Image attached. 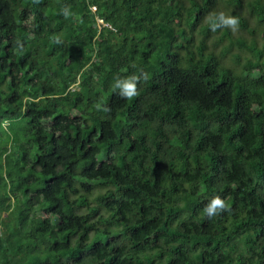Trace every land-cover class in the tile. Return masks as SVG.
Masks as SVG:
<instances>
[{
    "label": "trees",
    "instance_id": "16d2710c",
    "mask_svg": "<svg viewBox=\"0 0 264 264\" xmlns=\"http://www.w3.org/2000/svg\"><path fill=\"white\" fill-rule=\"evenodd\" d=\"M0 264H264V0H0Z\"/></svg>",
    "mask_w": 264,
    "mask_h": 264
},
{
    "label": "clouds",
    "instance_id": "9594fccd",
    "mask_svg": "<svg viewBox=\"0 0 264 264\" xmlns=\"http://www.w3.org/2000/svg\"><path fill=\"white\" fill-rule=\"evenodd\" d=\"M67 11L65 10V15H67ZM206 21L211 29V31L215 32L221 28H228L233 32L238 31L240 20L232 15H226L224 12L212 13L209 14L206 18ZM141 78L147 79L146 75L142 74V77H138L136 75H131L125 77L123 79L117 78L114 84V87L120 90V95L126 99H132L137 96L138 89L137 85ZM97 108H100V105H97ZM103 111L109 112L110 109L107 107L103 108ZM228 205L224 199H222L219 195L213 197L210 202L204 208V212L207 214L209 218L218 215L222 211H227Z\"/></svg>",
    "mask_w": 264,
    "mask_h": 264
},
{
    "label": "rangeland",
    "instance_id": "374dc122",
    "mask_svg": "<svg viewBox=\"0 0 264 264\" xmlns=\"http://www.w3.org/2000/svg\"><path fill=\"white\" fill-rule=\"evenodd\" d=\"M262 36H257V40L261 42Z\"/></svg>",
    "mask_w": 264,
    "mask_h": 264
}]
</instances>
